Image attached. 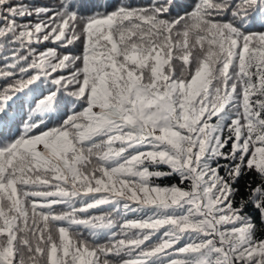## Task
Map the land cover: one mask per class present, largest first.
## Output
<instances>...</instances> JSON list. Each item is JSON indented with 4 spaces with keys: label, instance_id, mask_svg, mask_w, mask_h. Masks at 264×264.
Wrapping results in <instances>:
<instances>
[{
    "label": "snow or ice",
    "instance_id": "snow-or-ice-1",
    "mask_svg": "<svg viewBox=\"0 0 264 264\" xmlns=\"http://www.w3.org/2000/svg\"><path fill=\"white\" fill-rule=\"evenodd\" d=\"M0 264H264V0H0Z\"/></svg>",
    "mask_w": 264,
    "mask_h": 264
}]
</instances>
